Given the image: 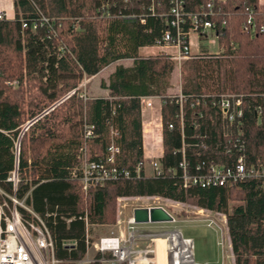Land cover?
<instances>
[{"label": "trees", "instance_id": "16d2710c", "mask_svg": "<svg viewBox=\"0 0 264 264\" xmlns=\"http://www.w3.org/2000/svg\"><path fill=\"white\" fill-rule=\"evenodd\" d=\"M207 1L186 0L187 10L195 12ZM13 5L14 18L0 20V190L24 200L42 217L50 214L46 222L55 240L56 257L61 261L83 259L84 217L91 234L94 225L115 223L117 198L158 196L226 214L234 264H264L261 183L251 178L232 187H183L178 168L182 144L192 166L211 160L229 165L236 157L235 151L225 155L227 139L222 134L219 114L211 107L212 99L224 93L243 96L242 140L247 162L262 158L264 2L215 0L209 21L215 26L221 51L203 52L183 64L189 72L180 73L185 98L182 124L176 97L165 94L175 63L164 55L138 53L160 39L164 8L156 9V16H151L146 15L143 0L126 4L123 0H13ZM102 6L108 10V17L98 12ZM119 12L144 16V23L124 20ZM249 20L255 26L253 31ZM23 23L26 29H22ZM33 24L35 31L31 30ZM125 59H132L133 66L116 67L106 86L107 97L89 98L84 104L77 93L68 96L84 77L89 79ZM148 96L164 102L163 153L159 159L162 172L153 176L143 171L140 99ZM199 98H206L205 103L191 108ZM256 108L261 110L258 119L253 113ZM83 116L94 126L92 140L81 138ZM35 119L21 133L23 126ZM110 126L118 132L120 154L116 166L128 170L130 178L83 191L70 171L84 158L105 160ZM17 141L19 182L13 192L7 178L16 166ZM64 241L74 242L75 249H63Z\"/></svg>", "mask_w": 264, "mask_h": 264}, {"label": "built area", "instance_id": "2783aa9c", "mask_svg": "<svg viewBox=\"0 0 264 264\" xmlns=\"http://www.w3.org/2000/svg\"><path fill=\"white\" fill-rule=\"evenodd\" d=\"M129 1L123 0V3L126 4ZM143 1V9L146 11V15L156 16V9H165L160 14V17L164 20V30L161 33L160 39L154 45L157 47L174 48L176 54L171 57V60L176 63L180 64L196 56L193 55L191 50L192 43L190 37L192 35L198 40H206L214 34L215 39H217V34L214 30L215 26L209 21V17L214 14L215 0H208L204 5H200L195 12L187 10L186 0ZM260 1L264 2V0ZM98 12L102 16H109V12L104 6L98 9ZM119 16L124 20L139 19L141 24L144 23L145 19L144 16L133 13L124 15L119 12ZM3 19H6V15L0 11V20ZM248 26L252 31L255 29L254 24L250 20L248 21ZM26 28L27 25L23 23L22 29ZM35 29L36 24H33L31 30L35 31ZM262 31L263 29L260 28L259 32ZM82 81L84 82H81L68 96L77 93L79 99L85 104L89 97L81 89L86 87L89 79L84 77ZM171 97H176V104L180 107L178 119L180 124H182V105L185 98L182 94ZM158 99L161 105H163L164 102L160 98ZM205 99H196L191 108L200 107L201 104L205 103ZM242 105L243 96L238 94L224 93L212 99L211 107L218 112L222 126V134L227 139L228 146L224 147L223 151L225 155H231L232 151H235L237 155L232 162H229V165L211 160L192 166L186 159L185 146L182 144V148L179 151L182 160L178 163V168L181 171L183 187H232L239 182L253 178L258 180L264 189V140L262 142V158L258 159L255 163H248L246 146L242 140ZM152 107V100L141 99V116L146 109H151ZM51 109L52 107L44 111L38 118L47 114ZM260 112V108H256L253 112L257 119L260 116ZM34 121L36 119L27 122L23 126L21 133L26 132ZM168 129L172 130L173 125L169 124ZM94 137V126L88 124L85 116H83L81 124L82 140H92ZM117 137L118 132L110 126L109 143L105 150V160L90 161L84 158L77 166L71 169L70 176L79 179L83 191L102 186L108 181L130 178V172L128 170L116 166V158L120 154V148L116 143ZM19 153L20 146L17 141L14 145L16 166L7 178V181L12 183L13 192L16 191L19 182L17 173ZM150 169L152 176L161 174L162 170L159 159L150 160ZM139 172L140 168L136 170V176L139 175ZM129 200L140 203L139 206L132 209V213L135 209H146L148 211L151 209H162L171 215L167 205L181 204L158 196H139L119 197L116 200L117 207L119 205L124 206V203ZM197 209L198 214L205 217L202 222L205 223L206 227H215L221 234L227 237V232H224V230H227L226 214L213 213L200 208ZM214 215L216 218H214ZM48 217H50L49 213H46L42 217L36 214L32 207L27 205L24 200L19 201L14 196H9L0 190V264H156V241L167 237L170 233V231H166L161 227L165 223L136 224L133 216H131L127 221L130 234L128 239L122 236L112 235L99 237L96 241H93V238L87 232L91 226L88 223L87 217H84L86 228L85 256L78 261H61L55 255V240L46 222V218ZM215 219H218V222ZM69 221L67 220V222ZM227 240L228 248H231L228 237ZM139 242L146 243V246L143 248L137 247V243ZM75 246L76 244L72 241H64L62 243V248L66 251L75 249Z\"/></svg>", "mask_w": 264, "mask_h": 264}, {"label": "rangeland", "instance_id": "374dc122", "mask_svg": "<svg viewBox=\"0 0 264 264\" xmlns=\"http://www.w3.org/2000/svg\"><path fill=\"white\" fill-rule=\"evenodd\" d=\"M190 41L193 43V50L199 49V46H204L205 49H208L211 53H217L218 47H217V41L215 37H209L205 41H197L198 45L196 46V37L192 35L190 37ZM200 51V50H199ZM186 60L180 65L177 63L175 64V68L172 74V80L170 85V93L171 95L178 94L179 92V86H180V73H188L189 69L187 66H183L184 63H186ZM110 70H113V66L109 68ZM106 70L104 74H99L96 77H94L91 82H88L86 84L85 88H82L81 91H84L87 96H90V94L94 93L95 88H97L98 93L99 88H101V82L100 78L104 79L106 84L109 82V71ZM84 82V81H81ZM98 95V94H97ZM91 97V96H90ZM158 154H160V150H158ZM150 155L146 154L145 159H150ZM145 168L147 172H150V163L149 161H145ZM140 203L136 201H126L124 203V206L119 205V207L116 206V221L113 225H110L112 227L108 228H96L94 231V234L92 235L93 241H96L98 239V236H122L123 238L128 239L129 238V230L127 221L132 216V209L136 206H139ZM168 210L170 214L174 218V222L168 223L165 226H163L164 229L170 231L169 235L165 238L158 239L156 241V262L160 264H166L165 261V240L167 239H173L177 240L176 238L180 239V234L178 232H181V235L184 239L190 238L193 240V256L194 259H196V263L199 264V260L203 259L205 260V264H234L233 258L231 256L232 251L231 248H228V240L227 237L219 232V230L215 227L208 228L205 226V223L202 222V220L205 218L204 216H201L198 214L197 207L190 206V205H178V204H171L167 205ZM231 205L229 206V209ZM214 218L216 216L214 215ZM216 220V219H215ZM218 222V219L216 220ZM227 232V230H224V232ZM146 246V243L139 242L137 243V247L143 248ZM92 254V253H89ZM196 256V258H195ZM171 264H174L172 261Z\"/></svg>", "mask_w": 264, "mask_h": 264}, {"label": "crops", "instance_id": "0c3cea01", "mask_svg": "<svg viewBox=\"0 0 264 264\" xmlns=\"http://www.w3.org/2000/svg\"><path fill=\"white\" fill-rule=\"evenodd\" d=\"M217 1H224V0H217ZM0 11L5 13L7 20H12L14 18V15H15L13 0H0ZM212 36L214 37L215 35L212 34L211 37ZM197 41L200 42V41H205V40L196 39V42ZM216 41H217V39H216ZM191 43H192V41H191ZM196 44L198 45V42L195 43V45ZM193 46L194 45L192 43V47ZM192 47H191V50H192L193 55H198V54H201L203 52L215 54V53H211L208 49H205L204 46H199V49H196V50H193ZM217 47H218V52H220L221 49L219 48L218 44H217ZM138 53L140 55H143V56H149V55H155V54L164 55V56L168 57L170 61H172L173 63L176 64L175 61L171 60V57L176 54V50L172 47H157L155 45L145 46L143 48H140ZM178 65H180V64H178ZM112 66H113V70H110L109 68ZM118 66L125 68V69L131 68L133 66V60L132 59H125V60L116 61V62L110 64L109 66H107L106 68H104L103 70H101L97 75L102 74V73L104 74V72H106V70L109 69L110 70L109 71V77H110L113 74L116 67H118ZM172 74H173V72H172ZM172 74H171V78L169 81V85L165 89V94L170 95V96H177V95L181 94V85L179 86L178 94L171 95V93H170L171 83L170 82L172 80ZM97 75L89 78V82H91V80L94 77H96ZM99 82H101V84L104 83L105 86L104 87L101 86V88H99L100 93H98V91H97L98 89L95 88L94 93L90 94L91 97L88 96L89 98H98V97H107L108 96L109 91L106 89V86L108 84H106L105 83L106 81L102 78H100ZM158 98L159 97H156V96L155 97L148 96V97H142L141 98L143 100L150 99V100H152V104H153V107L151 109H146L144 111V114L141 116L142 148H143V155H144V164H145V161H149V163H150L151 159H155V160L160 159L162 156V153H163V143H162L163 142V135H162L163 126H162V114H161L162 105H161ZM158 150H160V154H158ZM146 154H149L151 158L146 160L145 159ZM143 171H144V174L146 176H152L151 169H150V172H147L145 165H143ZM116 205H117V203H116ZM66 223H69V222L66 221ZM166 224H168V223L161 225V227L163 228V226H165ZM106 227L110 228L112 226H110V225H107V226L94 225V226H92V231H91L90 236L92 237L96 228H106ZM166 231H168V230H166ZM170 231H173V230H170ZM99 237H102V236H98V238ZM187 239H189L192 242V246H193V240L190 238H187ZM231 256H232V254H231ZM195 258H196V256H195ZM232 258H233V256H232ZM194 260H195V264H197L196 259H194ZM170 262L168 264H171ZM198 263L199 264H205L206 262H205V260L201 259V260H199ZM107 264H112V263H107ZM156 264H160V263L156 262Z\"/></svg>", "mask_w": 264, "mask_h": 264}, {"label": "bare ground", "instance_id": "6f19581e", "mask_svg": "<svg viewBox=\"0 0 264 264\" xmlns=\"http://www.w3.org/2000/svg\"><path fill=\"white\" fill-rule=\"evenodd\" d=\"M180 239L165 240V261L168 264L173 261L174 264H195L193 256V246L189 239H184L180 232Z\"/></svg>", "mask_w": 264, "mask_h": 264}, {"label": "water", "instance_id": "95a60500", "mask_svg": "<svg viewBox=\"0 0 264 264\" xmlns=\"http://www.w3.org/2000/svg\"><path fill=\"white\" fill-rule=\"evenodd\" d=\"M133 220L136 224L146 223H172L174 220L171 215L162 209H135L132 213Z\"/></svg>", "mask_w": 264, "mask_h": 264}]
</instances>
